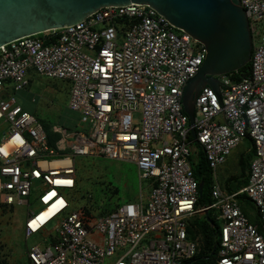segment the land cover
I'll return each mask as SVG.
<instances>
[{
	"label": "built area",
	"instance_id": "2783aa9c",
	"mask_svg": "<svg viewBox=\"0 0 264 264\" xmlns=\"http://www.w3.org/2000/svg\"><path fill=\"white\" fill-rule=\"evenodd\" d=\"M239 2L252 37L250 74L215 75L222 107L204 86L192 126L182 96L206 48L148 4L101 7L77 24L0 47V213L26 208L25 239L50 237L42 247L26 246L22 264H183L202 245L195 217L208 213L219 230L210 264H264V0ZM32 73L67 84L74 128H46L17 101ZM246 138L253 147L247 183L229 192L219 169ZM199 149L212 184L210 203L197 207ZM78 156L133 163L151 182L145 201L89 217L91 194L74 206Z\"/></svg>",
	"mask_w": 264,
	"mask_h": 264
},
{
	"label": "water",
	"instance_id": "95a60500",
	"mask_svg": "<svg viewBox=\"0 0 264 264\" xmlns=\"http://www.w3.org/2000/svg\"><path fill=\"white\" fill-rule=\"evenodd\" d=\"M148 4L206 48L198 73L185 85L182 106L194 123L195 99L208 85L222 107L215 75L234 72L251 57L249 22L239 0H0V47L16 39L77 24L101 7ZM191 134L195 130L191 128ZM203 183H199V193Z\"/></svg>",
	"mask_w": 264,
	"mask_h": 264
},
{
	"label": "rangeland",
	"instance_id": "374dc122",
	"mask_svg": "<svg viewBox=\"0 0 264 264\" xmlns=\"http://www.w3.org/2000/svg\"><path fill=\"white\" fill-rule=\"evenodd\" d=\"M32 75L37 77V82L43 83L45 90L48 91V96L41 91L39 94H37L38 91L34 93L35 86L31 85L14 94L17 101L19 103L24 102L25 105L33 108L35 116L44 124L48 126L60 125L62 118L67 114L65 82L58 79H48L36 73L31 74V78ZM40 94H43L42 98H40ZM33 99H36L37 102H33ZM250 146L251 141L246 138L230 153L225 164L219 169V178L222 183H225L229 177L239 176L242 173L238 157L243 152L249 154ZM76 172L78 178L76 195L79 197V201L77 200L74 206L79 207L86 204L88 200L84 201L85 196L91 194L93 203L90 207V215H88L91 218L112 211L116 205H122L129 201H139L140 199L145 201L151 186V182L141 179L136 166L128 161L78 156L76 158ZM240 179L238 177L235 182ZM238 200L249 220L251 222L257 221L252 202L244 197H239ZM38 205V200L32 198L30 208L35 209ZM203 215L195 217L194 225L196 227L203 221ZM25 218L26 208L18 206H13L10 214L2 215L0 213V264H22L26 258V246L30 247L37 243L42 247L50 241V237L44 240L40 233L25 239L22 230Z\"/></svg>",
	"mask_w": 264,
	"mask_h": 264
},
{
	"label": "trees",
	"instance_id": "16d2710c",
	"mask_svg": "<svg viewBox=\"0 0 264 264\" xmlns=\"http://www.w3.org/2000/svg\"><path fill=\"white\" fill-rule=\"evenodd\" d=\"M249 74H250L249 62L239 70L232 72L233 78L236 80H239L243 76H248ZM45 126L46 128H48V125L45 124ZM75 126L69 127L63 125V127H66L68 129H72ZM248 150H250L249 154H245L243 152L238 157V163L242 173L239 176L229 177L225 182V186L229 192H234L235 190L244 186L247 183L249 162L253 154L252 145ZM192 170L195 178L198 181V184L200 182L203 183L201 192L198 193L196 205L197 206L207 205L211 201L210 189L212 184V170L209 166L205 153L202 149H199L197 159L192 164ZM238 177H240L241 179L235 182ZM239 197H244L247 199L245 195H240ZM256 216H257V221H254V223H257L258 226L261 227L258 221V215ZM198 228L202 232V245L200 247V250L194 257L184 261L183 264H210L217 252V248L219 244L218 242L219 230L216 222H214L210 213L204 215V219L199 224Z\"/></svg>",
	"mask_w": 264,
	"mask_h": 264
},
{
	"label": "crops",
	"instance_id": "0c3cea01",
	"mask_svg": "<svg viewBox=\"0 0 264 264\" xmlns=\"http://www.w3.org/2000/svg\"><path fill=\"white\" fill-rule=\"evenodd\" d=\"M33 74V73H32ZM36 78L37 77H33V75H32V78H31V82H30V85H29V87L32 85V86H35L34 88H35V91H33L34 93L36 92V91H38L37 92V94H39V93H45L46 94V96H48V91H46L45 90V86H43V83L42 84H40L41 82H37L38 80H36ZM38 83V84H37ZM66 84V83H65ZM34 88H32V89H34ZM65 93H66V98H67V100H68V92H67V84L65 85ZM41 91V92H40ZM19 92V91H18ZM40 98H42L43 97V94H40ZM33 102H37L36 101V99H33ZM21 105H22V107L24 108V109H26L27 111H29L30 113H32V114H34L35 115V112H34V109L33 108H30L29 106H27V105H25L24 104V102H22V103H20ZM66 108H67V114H66V116H64L63 118H62V121L60 122V125L62 124V126L63 125H66V126H69V127H73V126H75L76 125V123L78 122V114L77 113H75V112H72V111H70L69 109H68V107L66 106ZM35 110H36V108H35ZM37 111V110H36Z\"/></svg>",
	"mask_w": 264,
	"mask_h": 264
}]
</instances>
